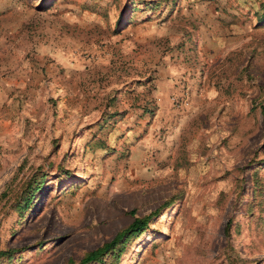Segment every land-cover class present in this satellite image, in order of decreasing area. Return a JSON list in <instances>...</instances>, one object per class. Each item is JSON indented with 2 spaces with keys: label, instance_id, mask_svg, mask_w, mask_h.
<instances>
[{
  "label": "rangeland",
  "instance_id": "1",
  "mask_svg": "<svg viewBox=\"0 0 264 264\" xmlns=\"http://www.w3.org/2000/svg\"><path fill=\"white\" fill-rule=\"evenodd\" d=\"M263 9L0 0V264H264Z\"/></svg>",
  "mask_w": 264,
  "mask_h": 264
},
{
  "label": "trees",
  "instance_id": "2",
  "mask_svg": "<svg viewBox=\"0 0 264 264\" xmlns=\"http://www.w3.org/2000/svg\"><path fill=\"white\" fill-rule=\"evenodd\" d=\"M264 13V9H263ZM264 116V112H263ZM41 182V181H40ZM40 182L36 180H30L26 183L25 189L27 192L32 194L33 188L36 189L39 187ZM25 191V190H24ZM30 199V198H27ZM30 201V200H29ZM26 203L27 200H24ZM151 215L135 218L129 226L118 232L111 240L104 242L102 245L97 248L85 253L77 263L69 261V264H117L120 253L123 250L124 245L130 236L137 234L142 229L145 228L147 221ZM4 251H0V255H3Z\"/></svg>",
  "mask_w": 264,
  "mask_h": 264
}]
</instances>
